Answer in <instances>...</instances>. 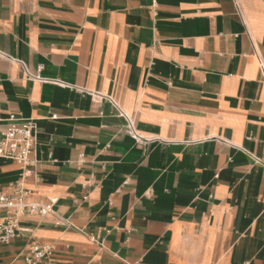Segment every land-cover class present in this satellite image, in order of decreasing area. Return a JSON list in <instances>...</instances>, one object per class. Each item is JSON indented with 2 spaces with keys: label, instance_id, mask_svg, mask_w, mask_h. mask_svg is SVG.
Here are the masks:
<instances>
[{
  "label": "crops",
  "instance_id": "crops-1",
  "mask_svg": "<svg viewBox=\"0 0 264 264\" xmlns=\"http://www.w3.org/2000/svg\"><path fill=\"white\" fill-rule=\"evenodd\" d=\"M0 52V131L37 123L54 203L0 264H264V0H0Z\"/></svg>",
  "mask_w": 264,
  "mask_h": 264
},
{
  "label": "built area",
  "instance_id": "built-area-1",
  "mask_svg": "<svg viewBox=\"0 0 264 264\" xmlns=\"http://www.w3.org/2000/svg\"><path fill=\"white\" fill-rule=\"evenodd\" d=\"M0 55L4 56L2 52ZM20 63L29 79L50 82L41 76L43 66L39 67L37 74H31L26 65ZM108 99L118 108L112 99ZM120 114L128 120L132 134L137 136L131 119L122 110ZM37 136L38 126L34 120L20 119L15 115L9 117L7 125L0 131V158L13 161L22 169L18 181L8 187H0V244H9L20 236L24 231L19 226L22 217H46L54 214V203L43 204L36 201L33 192L25 184L26 179L33 174L30 168L35 163L32 155L36 151ZM53 258L54 248L51 244H35L26 261L27 264H56Z\"/></svg>",
  "mask_w": 264,
  "mask_h": 264
}]
</instances>
